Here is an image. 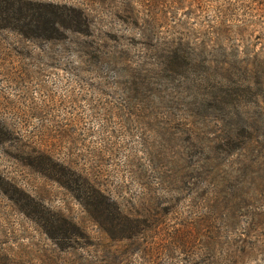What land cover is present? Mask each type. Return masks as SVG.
I'll return each mask as SVG.
<instances>
[{"label":"rangeland","instance_id":"rangeland-1","mask_svg":"<svg viewBox=\"0 0 264 264\" xmlns=\"http://www.w3.org/2000/svg\"><path fill=\"white\" fill-rule=\"evenodd\" d=\"M81 7L97 23L102 55L116 57L110 67L70 34L27 38L14 22L0 29V264H197L196 244H177V231L190 206L184 197H203L208 185L189 187L178 178L184 167L226 171L223 210L243 197L238 216L262 213L251 223L242 217L235 233L219 220L229 242L252 226L248 248L223 243L204 264H264V0ZM177 43L194 64L171 77L150 67L147 82L160 96L131 100L129 70L143 47L162 63ZM63 172L109 193L142 233L111 236L108 220L94 221L77 192L59 183Z\"/></svg>","mask_w":264,"mask_h":264},{"label":"trees","instance_id":"trees-1","mask_svg":"<svg viewBox=\"0 0 264 264\" xmlns=\"http://www.w3.org/2000/svg\"><path fill=\"white\" fill-rule=\"evenodd\" d=\"M86 1L77 0L79 3L72 4L68 2L60 3L55 0H0V29L9 28L11 22H14V28L27 38H40L43 36L58 39L61 34H70L81 41V46L87 44L85 48H82L85 49V53L90 58L94 59V62H104L102 66L110 67L114 64L116 57H108L106 54L102 55L101 45L99 44L100 39L99 36H96V34L98 35V29L97 31L95 29L97 23L81 7ZM97 1L100 2L101 0ZM150 50L148 46H144L142 50L143 54L140 57V64L134 65V69L129 70L131 79L127 84L129 86V94L133 93L134 98L131 100H135V102L142 99L145 101L148 98L156 100L160 96L157 93V89L152 88V85L147 82V78L154 72V69H150V67L155 66L157 68V70L155 69V74L159 73L157 76L164 77L168 75L171 77L181 71L184 72V68L194 64L195 57L193 52L185 51L180 43H177V47L172 51H166L164 58H162V63L158 61L159 57L153 55ZM190 85L189 89L196 94L197 92L193 89L195 83H190ZM202 98L204 99H201V102L207 100L209 97L203 96ZM137 104L135 103V107ZM234 140L233 137H230L229 143H234ZM229 143H225V145ZM48 161L50 162L51 159H48ZM47 164V161H44L43 166ZM58 166L60 168L56 166L57 171L60 170L62 173L63 167L61 165ZM181 170H179L178 178L181 181L187 178L188 181L192 182L188 184L189 187H193L194 185L196 188H200V186L208 185V190L205 189L207 190L205 191V196L195 197L194 199L184 197L187 202H190V206L185 205L182 207L184 211L180 213V216L183 220L179 223L181 229L177 231V244L192 249L195 243L197 246V264H204L206 260L210 259L212 261L218 258V248L220 246L224 247L223 243L228 244V239L231 237L228 234L221 237L222 227L219 220L222 223L228 221L225 227H228V224H233L231 227L234 228L235 233L239 220L242 217L249 218L251 223L253 218L256 219L257 217L259 219L262 213H254L250 216H238L237 210L240 211L238 208H240L239 203L241 202H239V199L243 201V197H235L234 203L231 202L233 208L223 210L225 204H227L225 203L226 196L224 195L226 192L223 191V188L229 182V179H227L229 175L226 171L221 174L218 169H213L205 173L202 167H198L196 172L192 171L189 167L181 168ZM201 174L206 176V178L209 177L207 179L211 183L201 180ZM57 180L65 187L71 188V191H76L77 197L83 200V204L88 210L92 214L93 212L97 214L93 215L94 221L101 224L102 218L108 220L106 223L111 224V226L106 231L111 236H114L115 232H121L123 239L131 240L134 234L142 233L139 231L142 224L135 222L128 210L122 208L109 193L93 185L90 179L86 178L85 183H79L77 178L67 176V173L63 172V176L58 177ZM73 183L76 186L74 188L72 187ZM186 201H180L179 205H177V210L181 209V202ZM24 214L32 218L30 213L25 211ZM252 229V226H248L242 237L240 236L241 234L239 236L236 234L237 238L231 240L228 246H235L238 248V252L244 253L248 248L249 242L247 238H250L252 235V233L249 235ZM48 231L50 229H47ZM225 239L227 241H222ZM236 259L237 257H234V260Z\"/></svg>","mask_w":264,"mask_h":264}]
</instances>
